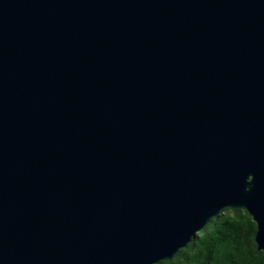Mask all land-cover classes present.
<instances>
[{
	"label": "water",
	"instance_id": "1",
	"mask_svg": "<svg viewBox=\"0 0 264 264\" xmlns=\"http://www.w3.org/2000/svg\"><path fill=\"white\" fill-rule=\"evenodd\" d=\"M224 209L264 251V0H0V264H158Z\"/></svg>",
	"mask_w": 264,
	"mask_h": 264
},
{
	"label": "trees",
	"instance_id": "2",
	"mask_svg": "<svg viewBox=\"0 0 264 264\" xmlns=\"http://www.w3.org/2000/svg\"><path fill=\"white\" fill-rule=\"evenodd\" d=\"M256 225L244 210L224 209L169 261L158 264H264Z\"/></svg>",
	"mask_w": 264,
	"mask_h": 264
}]
</instances>
